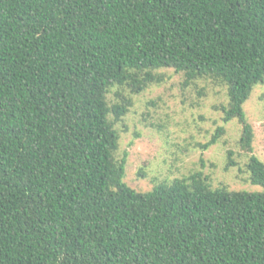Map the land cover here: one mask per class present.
I'll return each mask as SVG.
<instances>
[{
  "label": "trees",
  "instance_id": "obj_1",
  "mask_svg": "<svg viewBox=\"0 0 264 264\" xmlns=\"http://www.w3.org/2000/svg\"><path fill=\"white\" fill-rule=\"evenodd\" d=\"M165 68L227 87L223 120L264 187L244 109L264 83V0H0V264H264V191L203 171L124 180L116 124Z\"/></svg>",
  "mask_w": 264,
  "mask_h": 264
},
{
  "label": "rangeland",
  "instance_id": "obj_2",
  "mask_svg": "<svg viewBox=\"0 0 264 264\" xmlns=\"http://www.w3.org/2000/svg\"><path fill=\"white\" fill-rule=\"evenodd\" d=\"M156 72L163 81L133 95L129 113L116 124L120 134L117 157L127 155L126 183L148 192L162 182L203 171L214 188L264 191L249 178V155L239 144L241 123L223 120L221 107L229 101L227 87L210 78L186 84L185 74L173 68ZM109 96L117 101L114 93ZM244 109L255 132L254 154L264 162V83L255 87ZM222 126L226 132L219 141L203 149L200 145L211 141ZM229 151L237 165L227 169Z\"/></svg>",
  "mask_w": 264,
  "mask_h": 264
}]
</instances>
